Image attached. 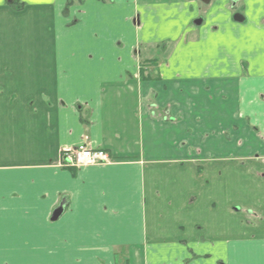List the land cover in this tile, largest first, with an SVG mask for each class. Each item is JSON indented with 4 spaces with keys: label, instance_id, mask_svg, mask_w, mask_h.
I'll return each instance as SVG.
<instances>
[{
    "label": "crops",
    "instance_id": "1",
    "mask_svg": "<svg viewBox=\"0 0 264 264\" xmlns=\"http://www.w3.org/2000/svg\"><path fill=\"white\" fill-rule=\"evenodd\" d=\"M20 1L0 0V264H264L221 208L238 175L264 195V0ZM86 138L111 163L61 168Z\"/></svg>",
    "mask_w": 264,
    "mask_h": 264
},
{
    "label": "rangeland",
    "instance_id": "2",
    "mask_svg": "<svg viewBox=\"0 0 264 264\" xmlns=\"http://www.w3.org/2000/svg\"><path fill=\"white\" fill-rule=\"evenodd\" d=\"M166 47L170 46L168 44H161L156 47L155 53L157 54V56L153 61L150 62L151 65L156 62H163L168 57V51H164V48ZM240 162L244 163L241 164L242 167H245L247 165L245 161ZM238 176V179L235 180V183H232V188L234 190L233 198L230 197V200L228 202H222L221 208H227V205H230L231 207L239 209L237 211V217H243L245 219L248 232L250 229H253V232L255 231L254 229H258L260 230L259 232L264 233V195L255 197L250 194L248 189L245 188V185L248 186V184L244 183L245 180H243V177ZM208 183L211 184V181H208ZM251 185L253 186V184ZM219 187L224 188V190H227V188L229 187L231 190L230 181H228L227 184H220ZM253 208L256 209V212L258 214L256 212H253ZM250 212H252L251 215L249 214ZM243 232L246 233L245 230H243Z\"/></svg>",
    "mask_w": 264,
    "mask_h": 264
},
{
    "label": "built area",
    "instance_id": "3",
    "mask_svg": "<svg viewBox=\"0 0 264 264\" xmlns=\"http://www.w3.org/2000/svg\"><path fill=\"white\" fill-rule=\"evenodd\" d=\"M110 156L103 150H94L88 145H81L77 148L68 147L63 149L60 167L61 168H89L110 163Z\"/></svg>",
    "mask_w": 264,
    "mask_h": 264
},
{
    "label": "trees",
    "instance_id": "4",
    "mask_svg": "<svg viewBox=\"0 0 264 264\" xmlns=\"http://www.w3.org/2000/svg\"><path fill=\"white\" fill-rule=\"evenodd\" d=\"M7 4L11 8H13L15 10H19V11L22 10V9H24V7H25V4L22 3L20 0H7ZM156 63H154V64H156Z\"/></svg>",
    "mask_w": 264,
    "mask_h": 264
},
{
    "label": "water",
    "instance_id": "5",
    "mask_svg": "<svg viewBox=\"0 0 264 264\" xmlns=\"http://www.w3.org/2000/svg\"><path fill=\"white\" fill-rule=\"evenodd\" d=\"M236 21H239L238 18H235ZM243 20H240V22ZM64 209L63 207H60L58 210H56L53 214L52 221L56 222L60 219V217L63 215Z\"/></svg>",
    "mask_w": 264,
    "mask_h": 264
},
{
    "label": "flooded vegetation",
    "instance_id": "6",
    "mask_svg": "<svg viewBox=\"0 0 264 264\" xmlns=\"http://www.w3.org/2000/svg\"><path fill=\"white\" fill-rule=\"evenodd\" d=\"M235 18H238V20L240 21V20H243V16L241 15V14H235ZM234 18V19H235ZM236 21V20H235ZM198 23H201V21H199Z\"/></svg>",
    "mask_w": 264,
    "mask_h": 264
}]
</instances>
